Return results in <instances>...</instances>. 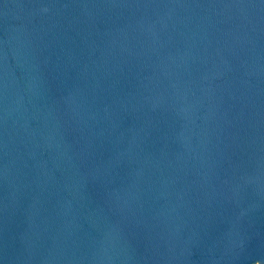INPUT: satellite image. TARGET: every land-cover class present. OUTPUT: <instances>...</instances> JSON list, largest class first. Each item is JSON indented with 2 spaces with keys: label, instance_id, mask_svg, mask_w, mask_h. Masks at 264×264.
I'll list each match as a JSON object with an SVG mask.
<instances>
[{
  "label": "water",
  "instance_id": "obj_1",
  "mask_svg": "<svg viewBox=\"0 0 264 264\" xmlns=\"http://www.w3.org/2000/svg\"><path fill=\"white\" fill-rule=\"evenodd\" d=\"M0 264H264V0H0Z\"/></svg>",
  "mask_w": 264,
  "mask_h": 264
}]
</instances>
